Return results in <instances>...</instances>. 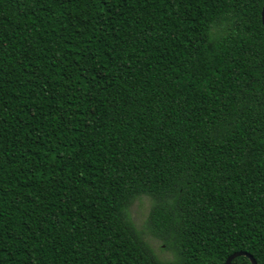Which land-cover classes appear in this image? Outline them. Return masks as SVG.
Segmentation results:
<instances>
[{
  "label": "trees",
  "instance_id": "1",
  "mask_svg": "<svg viewBox=\"0 0 264 264\" xmlns=\"http://www.w3.org/2000/svg\"><path fill=\"white\" fill-rule=\"evenodd\" d=\"M263 5L0 0V264H264Z\"/></svg>",
  "mask_w": 264,
  "mask_h": 264
},
{
  "label": "rangeland",
  "instance_id": "2",
  "mask_svg": "<svg viewBox=\"0 0 264 264\" xmlns=\"http://www.w3.org/2000/svg\"><path fill=\"white\" fill-rule=\"evenodd\" d=\"M151 203V199L147 196L136 198L129 207V216L135 227L143 231L144 238L152 248L154 254L160 260L167 261L172 258V253L166 250L162 242L152 236L145 226Z\"/></svg>",
  "mask_w": 264,
  "mask_h": 264
},
{
  "label": "water",
  "instance_id": "3",
  "mask_svg": "<svg viewBox=\"0 0 264 264\" xmlns=\"http://www.w3.org/2000/svg\"><path fill=\"white\" fill-rule=\"evenodd\" d=\"M261 19H262V24L264 26V5L262 8V12H261ZM237 256H246L251 264H256L255 260L253 259V257L245 252H235L233 254H231L230 256H228L225 260V262L223 264H230V262Z\"/></svg>",
  "mask_w": 264,
  "mask_h": 264
}]
</instances>
